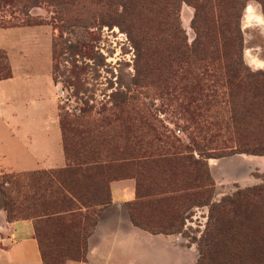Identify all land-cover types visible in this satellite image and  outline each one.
<instances>
[{
  "label": "rangeland",
  "instance_id": "rangeland-1",
  "mask_svg": "<svg viewBox=\"0 0 264 264\" xmlns=\"http://www.w3.org/2000/svg\"><path fill=\"white\" fill-rule=\"evenodd\" d=\"M111 1L42 0L38 7L29 11L28 17L22 7L25 0H9L6 4L0 3V30L39 31L37 39L30 32L19 35L27 43L30 42L28 37H33L29 52L32 63L48 62L51 42L53 78L58 87L59 117L61 109L71 119L78 118L79 124L84 126L80 131L87 130L89 138L104 134L108 140V149L121 145V142L123 144L122 137L119 138V125L123 124V120V125L130 130V135H127L132 138L133 143L140 141L146 146L156 130L181 139L184 145H189L187 136L192 133V129L185 130L186 124L180 119L181 114L178 111V83L175 80L180 74L178 51L166 37L157 57L159 63H150L152 75L145 80L138 79L137 50L129 36L131 23L115 16L114 9L107 6ZM139 1L142 3L140 16L133 24L137 22L136 25L148 33H154L164 22L165 15L159 8L160 4L151 0ZM157 1L163 3L162 0ZM171 2H177L181 27L188 44L191 45L196 37L193 28L196 10L187 0ZM217 4V22L222 25L223 33L232 42L236 31H240L245 64L253 71H264V12L261 3L258 0H219ZM241 5L245 7L240 8ZM201 19L197 20L199 26L203 24ZM37 22L43 24L29 26ZM37 41L41 42L40 45H37ZM55 43L61 49L77 46L80 54L70 57L67 50H63L65 53L55 62ZM37 46L43 48L40 47L39 51ZM55 64L59 66L56 72ZM75 65L86 68L81 75L83 87L78 95L71 85V70ZM120 85H125L131 106L118 121L119 115L106 109L114 108L116 102L110 95L119 89L123 90ZM82 110L90 112L82 114ZM205 113L208 114V111ZM134 134L140 139L135 141ZM247 136V144L254 145L252 149L259 155L236 154L207 160L215 186L211 193H202L200 196L197 195L198 190H190L188 194L173 191L172 194L152 196L160 193L167 183H171V187L177 190L186 186V181H190L183 172L173 171L169 174L163 167L138 171L133 167L113 166L110 170L99 171L109 172L106 175L117 177L115 181H136V201L124 205L122 209L111 203L107 215L112 218L117 215L119 220L125 218L143 233L141 242L133 247V261H128L125 254L119 251L117 262L111 264H264V214L260 224L253 226L254 232L244 227L234 234L230 231L232 226L225 220L217 219V212L212 211L211 206L206 203L209 198L211 204L220 203L223 198L233 196L238 190L264 185V173L258 171L247 170L243 175L255 180L253 185L233 181L248 157L264 159V125L252 122ZM155 145L153 143L151 148ZM194 154L198 158L197 153ZM99 173L95 178H72L69 184L77 192L87 194L91 187L97 188L101 177ZM2 175L16 174L5 172ZM24 190L33 191L26 187ZM95 209L92 218H96L99 212ZM81 214H85L83 210ZM33 221L41 236L44 251L50 259L65 261L77 258L79 254L87 257L91 234L86 240V249L83 248L77 253L76 238L70 232L57 233L44 221Z\"/></svg>",
  "mask_w": 264,
  "mask_h": 264
},
{
  "label": "trees",
  "instance_id": "trees-1",
  "mask_svg": "<svg viewBox=\"0 0 264 264\" xmlns=\"http://www.w3.org/2000/svg\"><path fill=\"white\" fill-rule=\"evenodd\" d=\"M6 1L9 0H0V3L6 4ZM41 1L25 0L22 3L25 14L29 17V11L38 7ZM151 1L160 4L159 8L166 17L162 27H158L154 33H148L136 25L137 22L133 24L140 16L142 3L139 0H112L107 6L114 9L116 17L131 23L129 36L137 50L138 79L145 80L152 75L150 63H159L157 57L166 37L178 51L180 74L175 79L178 83V111L180 119L186 124L185 130L192 129V133L187 136L189 145L156 130L146 146L140 141L133 143L132 138L127 135H130L129 128L121 120L123 124L119 125V138L122 137L123 144L121 142V145L108 149V140L104 134L89 138L87 130L80 131L84 126L79 124V119H71L69 114L60 109V126L68 166L65 169L24 176L0 175V209L7 212L8 220L38 219L52 227L54 232L68 231L76 238L77 253L86 249V240L97 225V217L92 218V212L97 207L103 208L111 204L110 183L117 180V177H110L106 175L109 172L99 171L110 170L113 166L133 167L138 171L163 167L169 174L173 171L183 172L190 181H186V186L177 190L171 187V183H167L160 193L152 196L172 194L173 191L188 194L190 190H198L197 195L200 196L202 193H211L215 186L207 160L236 154L259 155L252 149L254 145L247 144V135L252 122L264 125V71H253L245 64L240 31H236L232 42L223 33L216 15L219 0H187L196 10L193 21L196 37L191 45L181 27L177 2ZM258 1L264 12V0ZM243 7L245 6L241 5L240 8ZM198 19L203 20L201 26L197 24ZM42 24L37 22L29 26ZM78 49L77 46L61 49L55 43V62L65 53L63 50H67L72 57L80 54ZM58 68V64H55V72ZM85 70L86 68L76 65L71 70V85L74 86L76 95L80 94L83 87L81 75ZM11 77L8 57L0 50V80ZM120 87L123 90L119 89L110 95L116 102L114 108L106 109L117 113L118 121L131 106L125 85ZM207 111L208 114L205 113ZM89 112L82 110V114ZM139 121L142 123V118ZM133 139L136 141L140 137L135 135ZM153 143L156 145L151 148ZM98 173L101 177L97 188L91 187L87 194L77 192L69 184L72 178H95ZM25 187L33 191L25 192ZM206 203L211 206L212 211L217 212V219L225 220L232 226L230 231L234 234L244 227L254 232L253 226L260 224L264 214V185L238 190L233 196L223 198L220 203L211 204V198ZM83 209L86 210L85 214H81ZM36 233L44 264H66L68 260L48 257L37 228ZM79 255L70 260L86 261L84 254Z\"/></svg>",
  "mask_w": 264,
  "mask_h": 264
},
{
  "label": "crops",
  "instance_id": "crops-1",
  "mask_svg": "<svg viewBox=\"0 0 264 264\" xmlns=\"http://www.w3.org/2000/svg\"><path fill=\"white\" fill-rule=\"evenodd\" d=\"M29 32L34 39L39 38L35 29L0 30V50L7 55L12 71L11 78L0 80V175L13 172L24 176L68 166L60 126L58 87L53 78L51 42L48 62L32 63L29 52L33 37H28L29 43L20 37ZM40 43L37 41V45ZM40 47L37 50L43 48ZM244 162L233 181L253 185L256 181L243 175L247 170L264 173V159L248 157ZM110 192L112 205L122 209L136 201V181H113ZM110 206L97 207L98 221L88 240L86 261L68 260L66 264L116 263L119 251L128 261L134 260L133 247L141 242L143 233L125 218L108 216ZM0 264H44L35 222L9 221L3 209H0Z\"/></svg>",
  "mask_w": 264,
  "mask_h": 264
}]
</instances>
